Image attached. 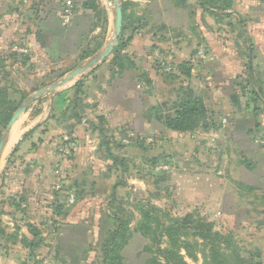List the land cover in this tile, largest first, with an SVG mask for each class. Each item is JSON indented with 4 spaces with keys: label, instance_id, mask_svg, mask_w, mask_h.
<instances>
[{
    "label": "rangeland",
    "instance_id": "374dc122",
    "mask_svg": "<svg viewBox=\"0 0 264 264\" xmlns=\"http://www.w3.org/2000/svg\"><path fill=\"white\" fill-rule=\"evenodd\" d=\"M84 1L87 0H0V90L6 91L8 100V104H0V114H5L13 108L16 110L22 102L26 101L35 92L50 87L72 70L86 64L99 53L97 51L91 52L95 48V44L92 43L93 48L92 46L89 47L90 40L86 39V42L81 44L79 60L64 69L63 74L60 73V77L56 81L53 78L42 77L43 79L39 80L40 83L35 79H29L24 86H21L19 85V83H22L21 77L12 68L15 64H28L27 59H25L27 54L22 51V45L25 44L23 42L25 32L31 30L32 27L35 28L37 20L42 21L52 11L60 15L63 13H76L77 10H83L81 5ZM98 1L101 10L104 12V17L106 12H109L110 17L113 18V3H108L105 0ZM104 17L97 21L98 17L95 16V25L100 29H103ZM198 18L196 20L190 19L187 37H185L183 43H195L197 49L200 48L198 50L200 54L198 53L197 56L203 59L204 55L209 53L208 43L212 45L213 40L216 44L221 43V39L223 40L226 37H222L219 31L227 28L220 26V24H226L225 21H221L219 25L216 21L213 24H208L202 17L199 20ZM226 26L230 29L228 24ZM200 27L206 31L207 38L210 40L208 43L202 44L200 42L203 34ZM156 31L163 38L173 37L174 40L179 41L182 37V35L179 36L176 33L169 35L161 28ZM83 53L85 55H82ZM195 61H197L196 58ZM170 63L156 61L155 67L162 66L164 68L162 76L173 79L176 77L175 74L169 73V69H167L171 67ZM175 65L179 69L178 72L186 78V83L175 96L171 94L170 97L172 98L160 104L165 105V109L172 112L179 94L190 88L195 96L203 100L209 122L206 121L205 124L201 122L192 131L178 132L180 135L172 134L174 136L163 135L162 137L158 135L157 142L154 143L157 153L153 152V149H149L152 142H145L146 139L140 141L138 137L127 135L124 138L125 141H128L126 143L124 140L115 141L112 135L109 136L112 140L110 141V153L112 152L111 154L119 159L122 158L124 166L120 167L119 164L109 166L104 174L105 177L95 174L97 167L101 166L90 168L89 166L85 167V164H83L74 166L72 170H70V167H65L62 169L63 177L61 175L60 177L56 176L52 183H48L44 187L43 192L45 193L43 196L47 192L51 200L53 193L58 195L57 201L50 203L52 208L49 205V213L43 214L42 208L45 199H42V197H34L31 204L28 203L27 198L23 197L22 188L24 185L22 180L31 169L22 167L21 164H12L11 158L22 137L18 130L19 136L7 149L6 153L4 152L5 154L2 155L0 160L1 252H4L8 246H14L15 255L18 254L15 250L19 249L21 252L26 251V254L31 255L29 264H67L59 256L57 238L61 228L55 226L57 224L55 218H60V216H63V219L65 218V213L61 211L64 206L59 207L58 205L62 202L68 203L72 208L76 204H81L83 207L79 208L78 215L74 213V222L77 224V229H72L73 237H71L70 243L72 251L75 245L78 246V243L82 244L86 241V232L87 241L89 238V244H83L82 249L78 248L76 254L79 255V260L74 261L73 264H101L100 241L104 238L97 240L98 234L94 226L102 218L103 220L113 219L114 216H122L123 219L129 222L128 240L119 252L121 257L119 264H148V260L152 258V254L146 250L147 246L150 245V239L137 230L140 221V202H148L174 218L195 213L212 224L214 231L222 235H229L231 243L226 252L229 256L226 264H236V258L238 257L250 260L251 264H264V213L261 211V208L264 207V189L262 186L263 177L258 176L259 166L264 165V149L262 148L264 147V141H260L261 139L264 140L263 126L261 125L262 129L254 128L251 131L252 134L250 132L249 135L247 134L250 144L254 145L252 147L254 150L246 146L247 150L245 151L243 142L235 149H231L227 139H225L227 136L219 133L222 130H228L231 125L230 117L226 115L225 110L222 108H226L225 105H222L221 109H214V99L208 97L212 93L213 86L211 82L198 79L200 73H198L199 67L197 66L199 65L196 62V66L191 65L190 67L183 62H177ZM33 69L32 67L29 71ZM208 74L207 80L215 78L212 70ZM263 77L264 73L258 64L251 73L244 71L242 75H234L232 78L234 88L229 98V106H232L236 113L245 110L251 112L252 110L264 111ZM78 80H80V76L72 79L63 88L66 86L72 88ZM63 88L57 89L52 95L43 94L42 97L50 98ZM157 88L163 93L160 86ZM232 95H235L238 100L235 101ZM18 97H20L19 100ZM206 97L208 98L206 99ZM0 98L2 97L0 96ZM79 108H82V104L79 105ZM162 111L164 112V110ZM256 116L258 115L254 114V117ZM249 118L252 117H241L247 122H249ZM208 124L210 125L208 126ZM98 125L100 126L101 123ZM206 126L207 128H205ZM71 128V125L64 127L66 132H69ZM2 133L5 134V141H7L11 134V128L6 132L5 129L2 130ZM237 134L240 135L239 138L244 137L242 132H237ZM107 138L108 136L106 138H101V136L95 138L98 145L92 152L99 159L104 157V154L108 157L105 149ZM67 139L68 141H65V144L63 141L59 143L57 150L58 153L65 152V145L68 142H74L77 146L75 151L68 156L62 153L63 157H67V161L70 162L73 161L71 160L72 155L78 151L81 140L72 137ZM253 139L257 140L253 142ZM124 143L131 146L130 151H127L125 147L121 148ZM150 151L152 154H150ZM247 151H251L254 155H249ZM135 153L141 155H134ZM244 153L246 155H243ZM123 155L125 157H122ZM229 160H233L232 163ZM123 167L126 169L123 170ZM103 169L105 170V168ZM55 170L60 171L61 167H56L53 171ZM107 176H116L117 179L115 177L111 179ZM252 179H254V183L258 179L261 180L258 185L254 184L252 187L245 185L247 181ZM35 189V185L31 186V190ZM50 191L52 193H49ZM71 194H74L75 197L73 204L69 203ZM85 198H87V201H84ZM82 202L86 203L82 204ZM97 205H99L98 208L94 207ZM27 225H31V228L29 229ZM113 226L115 227V224ZM84 228L89 231H84ZM26 233H29V235L27 236ZM182 240L190 243L189 248L192 256H189L187 252L185 254V251L180 249L187 264H207L204 252L194 244V242H197L196 238L183 237ZM31 242L34 244V248L30 247ZM198 242V244H201L200 241ZM38 251L43 252L44 259H36L34 255ZM50 260L53 262H50Z\"/></svg>",
    "mask_w": 264,
    "mask_h": 264
},
{
    "label": "crops",
    "instance_id": "0c3cea01",
    "mask_svg": "<svg viewBox=\"0 0 264 264\" xmlns=\"http://www.w3.org/2000/svg\"><path fill=\"white\" fill-rule=\"evenodd\" d=\"M118 1L120 4L126 2L129 5L127 10L129 29L124 33V37H128L132 30H136L131 41L128 42L122 52L128 58L129 64L124 62L122 69H113L109 55L107 59L80 76L78 81L82 82L83 88L78 93V108H76V110H81L79 121L61 116L66 109L72 111L71 101L74 96L75 82L72 88L71 86L63 88V86L62 90H58L50 98L41 96L35 99L11 127V133L16 128L20 135L22 134L11 158L12 164H21L22 167L31 169L22 180L24 185L22 188L23 197L27 198L30 204L34 197L45 199L42 208L43 214L49 213V209L52 208L50 203L58 199V195L54 193L51 200L47 192L43 196L44 187L46 184L52 183L56 176L60 177L61 175L63 177L62 169L70 167L72 170L74 166L83 164L90 168L101 166L97 167L95 174L105 177L107 168L113 166L109 156L104 154V157L99 159L92 152L98 145L97 139H95L97 136H101V138L108 136L106 150L111 148L110 141L112 140L109 136L112 135L113 140L118 141L124 140L125 136L128 135L138 137L140 141H143L142 139H146L145 142L151 141L152 144L149 149H153V152L157 153L154 143L157 142L158 135L161 137L172 134L180 135L178 132L165 129L151 112V107L168 101L172 98L170 97L171 94L175 96L179 89L185 85L186 78L178 72L179 69L175 65L177 62L187 63L189 67L195 65V62L198 63V73H200L198 79L211 82L212 93L208 97L210 99L213 97L214 109H221V106L225 105L226 108H222L230 117L228 118L231 125L228 130H222L219 133L227 136L225 139H227L231 149H235L243 142L245 151L247 150L246 146L254 150L252 148L254 145L250 144L248 135L252 134L251 131L254 128L262 129L261 125L264 130V111L252 110L251 112L245 110L236 113L232 106H229V98L234 88L232 82L234 75H242L244 71L251 73L256 64L261 66V71L264 73V0H227V9L221 11L203 10L199 6V0ZM197 17H202L208 24H213L216 21L219 25L221 21H225L230 28L228 29L226 24H220L221 27L228 29L219 31L222 37L226 38L221 39L220 45L216 44L214 40L213 44L209 45L208 41L210 40L207 38L206 31L200 27V31L203 33L200 42L202 44L208 43L209 46V53L204 55L203 59L197 56L198 53L200 54L198 52L200 48L197 49L195 43H183L187 37L190 19L196 20ZM35 23V28L32 27L31 30L25 32V40L23 41L25 44L22 45V51L27 54L25 59H27L28 64L12 66L13 70L15 69L21 77L22 83L16 82L21 86H24L29 79H35L40 83L39 80L43 79L42 77L53 78L56 81L60 77V73L63 74L64 69L79 60L81 44L85 43L86 39L90 40L89 47L99 43L100 49L97 52L103 50L112 34L113 18L110 17L109 12H106L103 29H100L95 25L94 13L80 9L76 13H63L61 15L52 11L45 19L37 20ZM159 28H164V31L169 35L176 33L182 37L179 41L174 40L173 37L163 38L156 31ZM156 61L159 63L164 61L167 64L171 62V67L167 69L176 77L173 79L163 77L164 68L162 66L155 67ZM32 67L34 69L29 71ZM211 70L215 78L207 80L208 72ZM23 80L25 81L23 82ZM156 86H160L163 93ZM19 99L20 97H18ZM80 104H82V108H79ZM254 114L258 116L254 117ZM246 116L252 117L249 118V122L241 119V117ZM99 123H101L100 126ZM67 125L72 126L69 132L64 129ZM30 131H32L31 134L23 139ZM237 132L244 133V137L239 138L240 135ZM68 137L81 140L78 151L73 155L71 154L73 161L70 162L65 157L70 153L63 157V152L58 153L57 150L59 143L63 141L65 144V139ZM255 140L253 139V142ZM260 141L264 140L261 139ZM7 142L8 140L5 141V146ZM125 142L128 143V141ZM126 143L122 144L121 148L125 147L127 151H130L131 146H127ZM262 148L264 149V147ZM247 152L249 155H254L251 151ZM136 154L141 155L138 153L134 155ZM150 154H152L151 151ZM229 161L232 163L233 160ZM56 167H61V170L53 171ZM259 167L258 176L263 177L262 186L264 189V165ZM98 170L100 171L98 172ZM107 174L109 173L107 172ZM116 176L107 177L112 179ZM253 180L247 181L245 185L249 187L254 184L258 185L261 179H258L256 183ZM33 185L36 186L35 190H31ZM84 201H87V198ZM58 205L59 207L64 206L61 211L65 213L64 219L63 216L55 218V222H57L55 226L61 228L57 238L59 256L67 264H73L74 261L79 260V255L76 254L78 248L82 249L83 244L87 245L89 242L86 232L84 243L75 245L73 251L70 247L71 237H73L72 229H77L74 213L78 215L79 208L82 206L76 204L75 208H72L68 203L62 202ZM94 207L98 208L99 205ZM57 209L60 210L61 208ZM261 209L264 213V207ZM113 224H115L113 219L103 220V218L95 224L94 229L98 234V241L114 228ZM85 230L89 231L87 228H84ZM26 234L29 235V233ZM13 247L8 246L4 252L0 251V264H29L31 255L26 254V251L21 252L20 249L15 250L18 253L15 255ZM42 253L38 251L34 256L36 259L42 260L44 259ZM50 262L53 261L50 260Z\"/></svg>",
    "mask_w": 264,
    "mask_h": 264
},
{
    "label": "trees",
    "instance_id": "16d2710c",
    "mask_svg": "<svg viewBox=\"0 0 264 264\" xmlns=\"http://www.w3.org/2000/svg\"><path fill=\"white\" fill-rule=\"evenodd\" d=\"M98 0H87L82 2L81 7L84 10H89L97 16V21L104 17V12L99 6ZM123 23L122 32L119 37L117 46L113 49L109 56V61L114 68L122 69L124 62L129 64V60L122 52L126 48L132 36L136 33V30H132L128 37H124V33L129 29V15L127 10L129 5L126 2L120 4ZM199 6L203 10H226L227 0H199ZM101 17V18H100ZM164 30V28H161ZM95 48L91 51H98L100 44L96 43ZM82 55H85L83 53ZM88 56V55H87ZM85 57V56H84ZM107 59V58H106ZM74 96L71 101L72 111L66 109L62 112L63 118L80 120L81 110L78 108V93L82 90V82L77 81L74 84ZM4 95V96H3ZM0 104H8L6 97V91L0 90ZM232 98L237 101L238 98L232 95ZM174 110L170 112L165 109V105L159 104L151 107V112L156 120L163 125L167 130L184 132L192 131L196 129L201 122L203 124L207 118V109L205 108L203 100L195 96L190 88L185 89L177 97V102L173 105ZM164 110V112L162 111ZM15 108L7 111L5 114H0V138L3 133L2 130L9 122ZM210 124H208L209 126ZM207 128V126L205 127ZM32 131L27 133L26 138ZM107 155L114 165L124 166L123 159H119L110 153L107 149ZM126 168L123 167V170ZM122 170V172H123ZM115 227L106 234L103 241L100 244L101 250V264H119L121 257L119 255L120 250L124 247L128 240L129 235V222L123 219L122 216H114ZM27 227L30 229L31 225ZM138 231L147 236L150 240V245L146 250L152 254V258L148 260V264H187L184 260L180 249H183L192 256L190 243L182 240L183 237L196 238L197 242H194L195 246L202 249L205 254L207 264H226L229 260V256L226 252L229 249L231 238L228 235H222L213 230V225L201 218L199 215L192 213L186 214L180 218L171 217L167 215L164 210L157 208L156 206L148 202H140V221ZM30 233V231L28 230ZM200 241L201 244H198ZM30 247L34 248V244L31 242ZM236 264H251L250 260L245 258H236Z\"/></svg>",
    "mask_w": 264,
    "mask_h": 264
},
{
    "label": "water",
    "instance_id": "95a60500",
    "mask_svg": "<svg viewBox=\"0 0 264 264\" xmlns=\"http://www.w3.org/2000/svg\"><path fill=\"white\" fill-rule=\"evenodd\" d=\"M105 1H107L108 3L111 2L113 3L114 17H113V25H112V34L109 41L103 48V50H101L94 58L89 60L83 66L72 70L69 74H67L64 78H62L58 82L54 83L48 88H44L35 92L26 101L22 102V104L19 107H17V109L12 114L5 128V132L10 130V128L15 124L19 116L26 111L27 107L34 101V99L42 96L43 94H47V95L54 94L57 91V89L65 86L72 79L81 76L85 71L89 70L90 68L95 67L97 64L104 61L112 53L113 49L117 46L119 37L122 32L123 14L118 0H105ZM4 146H5V134L3 133L2 137L0 138V160L2 157Z\"/></svg>",
    "mask_w": 264,
    "mask_h": 264
},
{
    "label": "bare ground",
    "instance_id": "6f19581e",
    "mask_svg": "<svg viewBox=\"0 0 264 264\" xmlns=\"http://www.w3.org/2000/svg\"><path fill=\"white\" fill-rule=\"evenodd\" d=\"M18 136H19L18 130L16 129L12 130V133L10 134V137L8 138V142L6 143V146H5V149L2 155L6 153L7 149L14 143V141L17 139Z\"/></svg>",
    "mask_w": 264,
    "mask_h": 264
},
{
    "label": "built area",
    "instance_id": "2783aa9c",
    "mask_svg": "<svg viewBox=\"0 0 264 264\" xmlns=\"http://www.w3.org/2000/svg\"><path fill=\"white\" fill-rule=\"evenodd\" d=\"M65 140L68 141V139H65ZM76 147H77V146H75V143H74V142H72V143H68V146L66 145V151L63 152V153H64V154H69V153L75 151ZM74 198H75V197H74V194H71V195H70V198H69V203H70V204H73V203H74Z\"/></svg>",
    "mask_w": 264,
    "mask_h": 264
}]
</instances>
